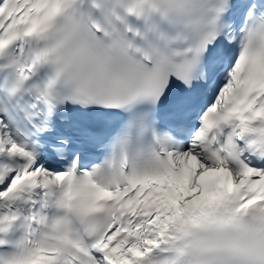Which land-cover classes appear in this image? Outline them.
Instances as JSON below:
<instances>
[{
  "label": "snow or ice",
  "instance_id": "1",
  "mask_svg": "<svg viewBox=\"0 0 264 264\" xmlns=\"http://www.w3.org/2000/svg\"><path fill=\"white\" fill-rule=\"evenodd\" d=\"M0 264H264V0H0Z\"/></svg>",
  "mask_w": 264,
  "mask_h": 264
}]
</instances>
